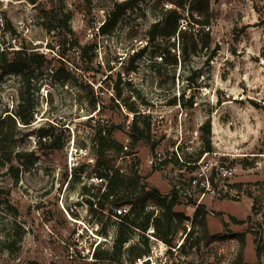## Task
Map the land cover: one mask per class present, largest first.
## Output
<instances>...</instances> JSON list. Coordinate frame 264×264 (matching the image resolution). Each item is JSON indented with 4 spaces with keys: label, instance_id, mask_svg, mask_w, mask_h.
<instances>
[{
    "label": "rangeland",
    "instance_id": "1",
    "mask_svg": "<svg viewBox=\"0 0 264 264\" xmlns=\"http://www.w3.org/2000/svg\"><path fill=\"white\" fill-rule=\"evenodd\" d=\"M122 1L0 0L1 49L25 47L48 59L58 57L56 36L44 28L41 11L57 3L69 15L74 38L97 51L90 63L73 49L67 52L64 63L74 73L69 80L53 76L51 64L37 71L30 89L31 124L0 142V159L7 150L13 157L11 164L0 166V264H138L139 258L146 259L143 264H235L240 258L244 264H264V0H209L208 39L201 26L192 29L195 38L208 40L207 47L159 36L150 42L148 32L166 5L154 8L155 0L140 1L113 31L98 34L112 3ZM143 48L135 69L127 72L131 56ZM115 85L120 96L111 100ZM21 88L16 75L0 83V116H14ZM129 105L137 112H130ZM135 114L137 125L149 124V130L146 141L132 145ZM206 122L211 149L204 162L207 173L215 171L214 165L233 171L225 196L202 201L208 233L217 240L206 244L201 225L191 226V208L179 202L174 210L188 219L185 231L173 233L169 244L150 226L130 230L124 246L114 252L120 227L111 216L114 205L108 200L101 211L91 213L85 202L96 200L104 185L94 173L97 132L110 131L116 142L103 161L128 177L138 163L145 181L166 194L169 171L188 178L199 168L178 159L158 165L156 154L174 158L176 149L184 162H199L208 152L201 129ZM48 126L63 130L53 151L40 148L38 138L29 135ZM30 151L39 158L28 166V158L19 159L17 152ZM81 165L84 172L79 173ZM188 232L193 234L187 240ZM93 249L107 259L89 260Z\"/></svg>",
    "mask_w": 264,
    "mask_h": 264
},
{
    "label": "trees",
    "instance_id": "2",
    "mask_svg": "<svg viewBox=\"0 0 264 264\" xmlns=\"http://www.w3.org/2000/svg\"><path fill=\"white\" fill-rule=\"evenodd\" d=\"M30 1L32 3L36 2V0ZM140 1L142 0H124L122 2L112 3L110 9H108L105 14L103 23L98 27V34L107 35L113 31L127 10L135 8ZM161 4L166 5L160 8L158 21L153 23L148 32V40L150 42L159 36L167 39L174 38L178 41L190 39L195 47L199 45L200 47H207L208 40L200 41L195 38V33L192 29L196 25L201 26L204 30L202 34L208 39L210 27L212 25V13L209 7V0H155L153 6L154 8H157L158 5ZM41 11L44 20V28L48 33H53V36H56L58 57L52 56L48 59L44 54L37 53L25 47L18 50L0 48V83L5 77L16 75L20 77L22 84L14 116H0V142H7L13 138L15 131L19 129L21 125L29 127L31 124L33 120L34 106L30 99V89L37 71L42 69L45 64H51L53 76L59 80L66 81L74 76V73H71L73 69H69L64 63L69 50L73 49L78 52L80 58L88 63L94 60L97 53L95 45H80L79 41L74 38L73 31L69 26V15L64 13L60 4L56 3L54 6L45 7ZM205 29H207V31ZM54 48L55 46L52 47V49ZM143 52L144 48L134 52L131 56V64L126 68L127 72L135 69L133 62L140 58ZM96 72L99 73V69H97ZM114 92L115 95L111 100H115L120 96L118 85H115ZM101 104H103V101ZM127 109L133 113L137 112L134 106L131 105H129ZM137 115L138 114H135L132 118L130 125L133 132L132 145L138 140L146 141L145 134L146 131L149 130V124H146L145 128H141L137 125V120L135 119ZM201 129L204 131L206 137V151L210 152V123L206 122ZM58 130L59 128L53 126L39 127L38 129H32L29 131V135H35L38 138L40 148H46L48 151H53L59 146L56 143L57 136H60L63 132V130H60V132H58ZM103 132L104 131L99 130L95 136L94 149L97 158L95 160L94 173L98 179L105 181L102 186L104 189L102 188V191L98 189L100 193L99 195L98 193L95 194L96 200H86L89 210L91 213L101 211L105 202L108 200H111V204L114 205L113 208L119 206L130 207L129 212L126 215L119 217V221H117L120 227L115 234L113 245L111 246L113 247V250H115L114 252L120 251L124 246L127 241V234L130 230L140 229L145 231L150 226L154 228V232H156V235L160 240L169 244L173 233H176L179 229L185 231L183 223L188 219L184 213L174 210V207L180 202L177 194L173 189L166 194H162L158 189L152 187L145 181V177L140 173L138 163L133 165L132 173L128 177L120 173L119 170L113 169V166L110 165L109 162L103 161L104 152L113 148L116 144V142L110 138V131H108V134H103ZM17 153L19 159L25 157L28 158L26 159V163L24 162V164L28 166L34 164L39 158V155L34 151ZM3 156L4 158L0 159V166L11 164L13 159L12 151L7 150L4 152ZM175 163H177V161H175ZM84 167L85 165H81L77 168V171L79 173L84 172ZM9 169L13 172L12 165ZM18 170L19 169L14 171L15 178L17 177ZM83 189L85 190L82 191V195L87 194L84 193L87 191L86 188L84 187ZM150 206L158 208L159 215L157 214L156 216H153L152 211L146 212L147 208ZM205 215L206 210L204 209V206H198L194 212L191 226L194 227L197 224L201 225L203 238L205 243L208 244L211 241L217 240L218 236L209 235L206 221L204 219ZM139 219H141V221L138 222ZM99 233L104 235L102 229ZM192 234V232L186 234L187 240ZM186 244V241H184L182 247H186ZM194 244L195 242L192 243V245ZM261 248L262 247L259 245L257 246V255L262 254L263 251ZM94 258L95 260L107 259V257H103L98 250L94 252ZM50 264L56 263L51 262ZM235 264L244 263L240 258Z\"/></svg>",
    "mask_w": 264,
    "mask_h": 264
},
{
    "label": "built area",
    "instance_id": "3",
    "mask_svg": "<svg viewBox=\"0 0 264 264\" xmlns=\"http://www.w3.org/2000/svg\"><path fill=\"white\" fill-rule=\"evenodd\" d=\"M175 156L172 158V155H169L168 157L164 156L161 152H158L155 157V162L158 165H165L170 164L171 160L178 161L181 164H184L186 166H194L196 169L195 173H193L188 178L181 177V172H168V175L170 177L171 181V190L173 189L174 192L177 194L180 202H183L188 209L191 208L192 217L194 216V212L198 208V206L203 205V200L205 198H208L210 200L220 198L221 196H225L228 192V180H230L231 176L233 175V171L230 168L224 167V166H218L214 165L215 171L210 173H207L208 171V164L204 163L205 158L208 155L209 152L204 153L205 155L201 160L196 163H186L182 160L180 154L175 149ZM154 160L152 161V163ZM193 164V165H191ZM197 164V165H195ZM198 166V167H197ZM96 180L100 182H104L102 179H98L95 177ZM104 189V188H103ZM102 189V190H103ZM82 198L85 197V195H81ZM86 202V201H85ZM95 207V205H94ZM75 208V207H74ZM151 209H154L158 211L159 209L156 207H148ZM130 207L129 206H119L113 208V214L111 215L114 220L119 221V217L126 215L129 212ZM71 211H73L71 209ZM95 229L98 231L97 224ZM99 233V231H98ZM98 245V244H97ZM95 249V248H94ZM94 249L92 250L89 260L94 259ZM138 264H143L146 262V259H138Z\"/></svg>",
    "mask_w": 264,
    "mask_h": 264
}]
</instances>
